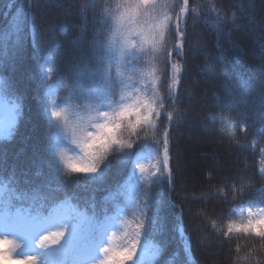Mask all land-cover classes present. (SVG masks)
<instances>
[{
    "label": "snow or ice",
    "instance_id": "obj_1",
    "mask_svg": "<svg viewBox=\"0 0 264 264\" xmlns=\"http://www.w3.org/2000/svg\"><path fill=\"white\" fill-rule=\"evenodd\" d=\"M48 2L24 0L12 17L20 48L25 17L32 19V47L38 60L33 75L37 108L50 117L54 135L50 146L34 149L25 161L11 166L7 152H0V185L7 181L0 187V264H161L166 246L146 244L142 249L141 245L163 230L167 210L176 214L183 246L164 264H193V250L206 251L209 241L199 229L189 231L184 225L191 213L186 207L187 196H175L178 189L187 191L179 183L183 160L178 150L175 157L172 155L179 143L173 130L189 119L181 101L192 103L195 99L183 95L187 51L191 48L188 28L210 23L222 35L237 19L253 17L255 0H247L246 7L241 0V17L233 11L216 15L211 22L197 7L190 6V0H147L146 4L127 0V7L116 18L118 32L130 15H138L137 9L149 4L153 11L163 9L158 19L154 17L159 39L147 56L148 69L126 59L131 54L126 36H122L118 52L114 45L102 43L100 34L107 23L101 17L104 0H62L57 7L63 10L66 22L75 16L74 42L81 45L63 73L59 45H53V26L46 18ZM7 7L15 5L9 3ZM68 31L67 27L60 30L63 35ZM198 50L208 56L206 45L198 46ZM9 70L16 71L15 63L0 60V73ZM219 75L227 77L229 73L213 69L206 78L214 81ZM244 87L247 99L230 88H224L223 95L213 93L212 106L221 117L220 130L229 134L223 155L231 160L228 175L220 173L215 189L208 186L205 202L216 200L224 206L222 219L230 222L226 229H220L222 236L246 234L264 242V84L253 91L250 80H246ZM64 89L67 96L63 103H57L56 92ZM8 93L7 87L0 88V96ZM26 99L23 94L15 96L9 128L23 117ZM208 118L215 123V116L209 114ZM198 127L210 132L208 124ZM105 130L109 135L103 146L89 148ZM238 132L243 133V142ZM153 148L157 154L143 160V151ZM211 156L214 163L221 159L215 152ZM249 156L258 157L259 164L249 162ZM114 162H130L133 169L124 183L107 187ZM161 185L167 188L166 199ZM81 188L88 193L86 198L79 196ZM101 193L103 204L98 211L97 195ZM81 200L83 204L78 203ZM241 206L258 211H248L237 223L228 213ZM210 227L216 228V222ZM10 233L20 237L19 241L10 238ZM118 240L123 244L118 245ZM22 248L31 251L19 256ZM138 252L143 256L138 258ZM257 254L258 250L250 251L244 259L264 264V251H259L262 259H256Z\"/></svg>",
    "mask_w": 264,
    "mask_h": 264
},
{
    "label": "trees",
    "instance_id": "obj_2",
    "mask_svg": "<svg viewBox=\"0 0 264 264\" xmlns=\"http://www.w3.org/2000/svg\"><path fill=\"white\" fill-rule=\"evenodd\" d=\"M23 2L24 0H0V60L7 61L9 65L13 63L16 65V71L9 70L0 73V81L3 82L0 83V88L7 87L9 89L8 95L0 97L2 102L11 106L15 96L23 94L27 98L23 117L18 118L17 124L12 128L6 131L0 130V152H7L9 166L25 161L36 148L44 150L50 146L54 135L50 127V117L39 112L37 108V92L33 75L37 69L38 60L32 47L33 23L30 16H26L24 20L22 48L17 45V38L13 32L12 17ZM60 2L62 0H49L46 18L51 21L53 26L51 34L53 45H59L60 72L63 73L66 65L78 55L81 45L79 42H74L77 36L73 27L76 18L72 16L66 22L63 10L57 7ZM162 2H167V0H162ZM240 2L241 0H190V6L196 5L211 22L214 16L230 15L233 11L237 17H241L242 13L238 7ZM9 3L14 4L15 7L9 9L7 7ZM244 3L246 7L247 0H244ZM62 27L69 29L67 35L61 34ZM257 32L258 37H256ZM187 42L191 48L187 51L183 95L185 97L191 95L195 99L192 103H189L187 99L181 101L180 106L189 112V119L179 128L173 130V136L179 143L173 147L172 155L175 157L178 150L183 160L179 183L187 191L178 189L175 196H187L186 207L191 209V213L186 215L184 225L189 228V231L199 229L201 235L207 237L209 241L206 251L193 250L192 262L193 264H253L251 260H245L244 257L248 252L258 250L256 259H262L259 251H264V242L246 234L234 233L231 237L222 236L220 229H226L230 222L228 219H222L225 215V208L216 200L211 203L205 202L208 186L211 185L215 189L221 178L220 173L224 176L228 175L231 158L220 155V161L214 163L211 155L202 154L201 160L208 157L211 161H207V163L201 161L200 170L199 167L195 170L194 167L192 168L193 164L188 149L199 148L198 144L202 143L201 140L208 138L217 144L215 149L224 150L229 146V134L220 130L221 117L212 106L215 99L213 93L223 95L224 88H230L240 94L242 99H247L244 96L246 91L244 81L250 80L253 91L258 90L264 84V67H262L264 65V0H255V12L251 19L246 17L237 19L236 24H229L223 30L222 35H218L210 23L199 24L195 28L189 25ZM205 45L208 51L207 57L199 53L198 50V46ZM51 50L53 54H56L55 46ZM149 54L144 53V56L147 57ZM181 62L183 63V61ZM39 64H43V60H40ZM160 66L163 67L162 64ZM213 69H226L229 75L227 77L219 75L214 81H208L207 73ZM66 96V89L57 90V103H63ZM203 96L207 98L208 102L205 107L202 103ZM209 114L216 117L215 123L208 118ZM200 124H208L210 132L199 128ZM237 134L241 136L243 142V133L238 132ZM143 154L156 155L157 153L153 148L145 149ZM248 160L259 164L258 157L249 156ZM132 169L133 165L130 162L126 164L114 162L109 170L106 186L113 187L117 182L124 183ZM6 185L7 181L1 186L5 187ZM160 191L166 199V186L161 185ZM103 195L104 193L97 195L98 211L99 206L103 204ZM79 196L86 198L88 193L81 188ZM78 203L83 204V201H78ZM245 210L258 211L255 207L241 206L233 208L228 216L231 220L239 223L244 218V216L240 217L239 213ZM127 211L129 219H131V208ZM165 216L163 230L156 232L150 241L142 242L141 245L142 249L146 244L157 247L166 246L167 252L161 260V264H164V260H167L173 252H179L183 246L175 212L167 210ZM212 221L216 222V228L210 227ZM218 236L220 239H217ZM237 247L240 248L238 254L236 253ZM137 256L140 258L143 256V252H138ZM237 256H239V260H237ZM148 264H155V262L149 261Z\"/></svg>",
    "mask_w": 264,
    "mask_h": 264
},
{
    "label": "clouds",
    "instance_id": "obj_3",
    "mask_svg": "<svg viewBox=\"0 0 264 264\" xmlns=\"http://www.w3.org/2000/svg\"><path fill=\"white\" fill-rule=\"evenodd\" d=\"M136 2L146 4L147 0H136ZM125 7H127V0H104L103 7L101 8V17L107 23L101 31L100 39L105 46L114 45L118 52L123 42L122 36H126L127 51L131 53L126 59L133 64L139 62L140 67L148 69L149 63L144 53H150L152 46L159 39L154 17L158 19L163 9L160 7L153 11L150 4L147 7L137 9L138 15L134 18L130 15L124 24L119 26L120 31L118 32L116 18L120 16ZM111 131L115 132V128ZM108 135L109 131L105 130L88 147L91 149L102 147Z\"/></svg>",
    "mask_w": 264,
    "mask_h": 264
},
{
    "label": "rangeland",
    "instance_id": "obj_4",
    "mask_svg": "<svg viewBox=\"0 0 264 264\" xmlns=\"http://www.w3.org/2000/svg\"><path fill=\"white\" fill-rule=\"evenodd\" d=\"M259 29V28H258ZM257 29V30H258ZM258 32L256 33V37H258ZM203 98V105L205 107V105L208 103L207 102V98H205L204 96L202 97ZM11 105H8V104H5L2 102L1 100V97H0V130L1 131H6L9 129V126H8V121H9V110L11 109ZM197 138H199V136H197ZM212 139H207V140H201L202 143H199L198 144V147L199 148H189L188 150H190L189 154L191 155V163L193 164L192 168L194 167L195 170L198 169L199 167V170H200V164H201V161L202 163L205 162L207 163V161H211L208 157L206 159H203L201 160L200 159V156L203 155H211L212 153H217L218 155H221L223 156V151L224 150H221L220 148L218 149H215V147H217V144L213 141ZM38 142V141H36ZM203 146V147H202ZM34 147V146H33ZM36 147V146H35ZM75 150V149H74ZM71 154V153H69ZM150 158L152 157H148V158H145V157H142L143 160L145 161H148ZM205 160V161H204ZM213 165V164H212ZM188 169V168H187ZM2 187V186H0ZM131 190V186L129 187V191ZM248 211L250 210H245V211H241L239 213V216H244V217H247V213ZM3 233H0V235H2ZM9 237L10 238H13L17 241H19L20 237H18L15 233H10L9 234ZM117 244L120 245V244H123V241L122 240H118L117 241ZM31 249L30 248H22V249H19L18 250V255L19 256H24L25 254H27L28 252H30Z\"/></svg>",
    "mask_w": 264,
    "mask_h": 264
}]
</instances>
